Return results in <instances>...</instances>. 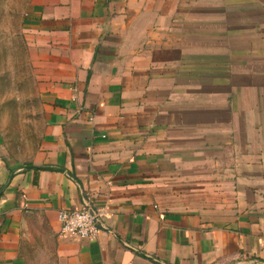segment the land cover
Instances as JSON below:
<instances>
[{"label": "crops", "instance_id": "obj_1", "mask_svg": "<svg viewBox=\"0 0 264 264\" xmlns=\"http://www.w3.org/2000/svg\"><path fill=\"white\" fill-rule=\"evenodd\" d=\"M21 11L43 127L19 158L0 111V264H264V0ZM84 201L107 230L60 235Z\"/></svg>", "mask_w": 264, "mask_h": 264}, {"label": "rangeland", "instance_id": "obj_2", "mask_svg": "<svg viewBox=\"0 0 264 264\" xmlns=\"http://www.w3.org/2000/svg\"><path fill=\"white\" fill-rule=\"evenodd\" d=\"M25 0H0V111L8 144L19 158L34 149L42 130L41 107L36 98L33 75L27 59L21 30V7ZM52 240L36 236L28 243L31 259L39 264H52L47 258V245ZM52 257L53 253H48Z\"/></svg>", "mask_w": 264, "mask_h": 264}, {"label": "built area", "instance_id": "obj_3", "mask_svg": "<svg viewBox=\"0 0 264 264\" xmlns=\"http://www.w3.org/2000/svg\"><path fill=\"white\" fill-rule=\"evenodd\" d=\"M106 208H93L87 202L78 209H61L58 213L60 222L59 234L64 237L84 240H97L102 231H106L104 224Z\"/></svg>", "mask_w": 264, "mask_h": 264}, {"label": "water", "instance_id": "obj_4", "mask_svg": "<svg viewBox=\"0 0 264 264\" xmlns=\"http://www.w3.org/2000/svg\"><path fill=\"white\" fill-rule=\"evenodd\" d=\"M3 190L0 191V195L2 194Z\"/></svg>", "mask_w": 264, "mask_h": 264}]
</instances>
